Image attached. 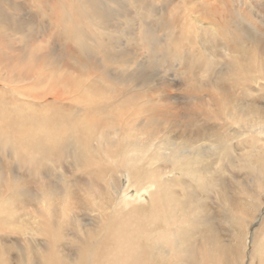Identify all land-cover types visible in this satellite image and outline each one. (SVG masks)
Returning a JSON list of instances; mask_svg holds the SVG:
<instances>
[{
  "label": "bare ground",
  "instance_id": "bare-ground-1",
  "mask_svg": "<svg viewBox=\"0 0 264 264\" xmlns=\"http://www.w3.org/2000/svg\"><path fill=\"white\" fill-rule=\"evenodd\" d=\"M31 2L0 0V63H16L17 69L3 67V71L6 69L9 76L18 77L13 78V86L10 84L14 88L12 91L18 92L16 97L6 92L10 87L5 86L6 90H3L0 84V152L8 151L13 160L29 153L28 159L35 158L34 163L43 172L41 169L52 157H48V149L59 151L75 147L70 157L76 161L75 171L78 170L84 179L78 184L66 185L68 188L52 187L44 180L39 192L29 195L17 188L9 171L0 170V228L6 223L10 209L15 207V200H20L23 205H30L23 213L27 219L31 218L29 233L40 236V239L21 241L5 236L9 234H0V264H264V216L259 217L253 233L248 229L264 199V159L256 166V158H249L253 175L246 182L248 185L238 180L237 190L233 191L236 193L228 195L226 192L230 202L225 196L220 198L223 211L218 212L216 221L209 207L199 209L190 205L195 192L191 193L189 184L188 197L184 201L186 211L193 216L179 214L180 202H172L173 186L178 185H174V178L165 176L181 167L188 158V155L183 157L184 150L177 153L181 143L170 136L178 128L181 129L178 136L188 141L210 137L209 142L214 148L222 146L228 137L236 138L243 133L239 129L241 126L233 132L228 128L226 120H235L238 111L235 113L236 108L225 105L231 91L223 80L230 79L237 86L246 88L249 96L262 95L264 83L255 88L246 81L253 78L264 81V43L259 40L252 47H244L228 70H222V78L207 84L216 94L214 92L208 99L196 95L190 99L194 105L188 112L184 107L179 114L178 108L157 106L152 113L143 114L146 105H137L140 99L129 90L130 82L127 84L118 77L108 78L106 66L76 63L81 72L77 78L74 75L73 78H60V74L57 78L49 73L62 63L57 62L62 54H66L65 59L71 56L67 50L59 48L58 43L60 45L65 38L69 42H79L93 31L102 39L105 32L94 29L105 25L114 14H122L124 4L115 0L117 9L114 10L110 7L114 0H35L38 6L34 9ZM48 30L53 34L49 51H33L30 46L41 48V44L49 41L50 37L45 35ZM61 32L64 39L58 37ZM68 32H75L76 36ZM3 46L17 47L21 54L13 50L5 53ZM16 84H20L19 90H15L20 87ZM29 86H33V92ZM48 94L50 96L46 98ZM247 103L252 105L249 100ZM256 107L261 109L262 115L254 114L256 112L250 115L249 112L241 128L245 132L254 127L252 130L263 133L259 137L264 143V109L263 106ZM252 108L255 107L251 106V112L254 111ZM199 120L213 124L202 122L198 125ZM188 127H194V132L189 130V135L185 133ZM147 132L149 136L145 134ZM158 148L163 150L159 151L157 159L145 155L150 149L157 153ZM123 178L136 188L135 197L123 188ZM179 188L176 190L180 191ZM181 195L179 197H185V194ZM147 200L150 211L145 215L146 219L143 216L146 209L142 214L139 212ZM78 206L89 212L85 214L91 215L89 220L77 215ZM164 212L168 214L166 220L169 222L163 223L162 230L158 229L157 220H163ZM221 222L232 227L228 230L230 240H226L227 243L217 230Z\"/></svg>",
  "mask_w": 264,
  "mask_h": 264
},
{
  "label": "rangeland",
  "instance_id": "rangeland-1",
  "mask_svg": "<svg viewBox=\"0 0 264 264\" xmlns=\"http://www.w3.org/2000/svg\"><path fill=\"white\" fill-rule=\"evenodd\" d=\"M117 1L122 2V5L124 4V12L120 15L114 14L111 19L105 22V25H100L101 27L94 29L96 31L100 30L105 32L106 35L102 37V39L97 35H94V31L90 34L86 31L89 39L84 37L83 40H81L82 42L66 41L67 39H64V36H62L64 33L62 32L60 33L61 35H58V37L64 39L60 45L58 43V47L67 50L71 54V56H69L71 59H69V57H66L67 59H65L66 54H62L63 58L61 57L60 60H57L58 64H60V61H62V63L58 68H55L52 73H49L52 74L53 77H57V75L60 74V78H73V75L74 78H77V76H81V72L79 71V67H76V63H80L84 66L89 65L91 67L95 65L106 66L109 68L107 72L108 78L118 77L121 80H124L127 84L130 82L129 90H133L134 93H136V96L140 99L137 105L141 103L146 105V111L143 114L152 113L154 109L158 108L157 106L164 109L171 108L173 110L177 108L180 110L184 107V111L188 112V108L194 105L190 99L196 95L202 99L206 96V99H208L214 94L215 91H211L208 88V85L213 84V80L216 81L217 79L222 78V72L228 70L231 64L239 57V54L243 52L242 50L244 47H252L253 44H258L259 40L264 43V0ZM31 3L33 8L36 9L38 5L35 0H32ZM110 7L114 10L117 9L115 0L113 4L111 2ZM101 20L102 18L100 21ZM48 32L49 30L46 31L45 35L50 37L49 41L45 42V44H41V48L30 46L33 51L40 52L49 49L53 43V41H51L53 34L51 33L52 31ZM68 33L76 36L75 32ZM2 50L5 53L15 51L21 54L17 47L10 48L3 46ZM73 57L77 58V60L72 61L74 59ZM14 64L16 65V63H7V61L0 63V77L2 75L0 78V84L3 85L1 86L4 88H2L3 90H6L5 86L8 88L10 87L6 91L8 94L18 93L12 91L14 89L12 88V84H14L13 78L18 77L14 74L12 77L11 75L9 76V73L6 70L8 67L12 66L17 69V65L15 66ZM3 67H6L4 71ZM3 77L8 81H5ZM8 77H10V79H8ZM253 79L246 81V84L249 83L248 85L258 88L259 85H263L262 83H264L261 79L255 78V81ZM60 80L61 79H59V81ZM223 82L224 84L226 83L225 85H228L227 89L231 91L225 105L236 108L235 113L238 111L235 120L234 118L226 120L229 130H231L230 132H233L234 129L237 130L239 126H244L245 121L243 120H245L249 112L250 115L254 112H256L254 114L259 113L258 115H262V112L259 111L261 109H256V106H263L264 109V90L260 96H249L246 93V88L237 86L232 80L226 78ZM10 84L12 86H10ZM16 85L20 86V84ZM20 88L21 86L15 90H19ZM25 88L24 90L27 92L28 89ZM30 88V92H33V86ZM64 94L66 95L67 93ZM49 96L50 94H48L46 98H49ZM251 99L255 102L251 101ZM149 100H151V103L148 102ZM248 100L250 103L252 102V105L247 103ZM251 106L255 107L252 108L254 110L253 112L250 111ZM179 114H181V110L179 111ZM113 121L115 122V120ZM202 122L203 121L199 120L196 124L199 125V123L201 124ZM208 124L212 125L213 123H205V125ZM241 127L239 129L240 132L243 133L239 134L236 138L230 139L228 137V140L218 148H214V146L210 144V137L202 139H193V137L192 141H188L186 140L187 138L178 136L180 134L179 132H181L180 128L171 133L170 136L172 137V140L174 139L177 143H181L178 144L180 149L177 150V153L180 154L184 150L186 152L183 154V157L188 155V158H185V162L181 167L165 174L167 178H174V185L177 184L178 188L181 187L179 188L180 191H178V189L176 190L177 187L173 186L172 192V202L178 204L180 202V204H183H179L181 210H179L178 207V213H188V217H191L193 214L189 211L190 205L193 208L195 206L199 209H205L203 207L207 206L209 207L208 209H210L209 211L215 216L214 221H216V218L218 219V214L223 211L220 198L223 199L225 196L228 201L230 198L228 195L236 193L233 191L237 190L235 186H238L239 182H244L243 184L246 185L248 181H250L253 174L251 175L252 171H250L249 168V158L251 160L256 158L254 160L256 166H259L261 159H264V143L260 139L261 137H259L260 135L262 136L263 133L254 129L252 130L254 127L251 128L252 131L247 129L248 131L245 130L244 132ZM189 130L194 132V127L186 128L185 133L188 134L191 132ZM145 134L149 136L150 133L147 132ZM154 138L157 142L158 138L156 134L154 135ZM148 147L150 148L151 145H148ZM74 149L75 147H66L59 151L48 149V157H52L48 160L49 162L45 163L43 166L44 168L41 169L43 172L39 171L38 166L34 163L35 158H30L33 159L31 161L28 159L29 153L22 157L19 155L18 158L13 160L10 158L8 151H5L4 153L0 152V170L2 172L3 170L9 171V174L14 176L17 182V188L24 190L29 195L39 192L40 188H42L40 187V184H42L44 180L46 181V183L44 181L45 184H49L52 187L68 188L66 185H73V183L78 184L84 179V176L78 170L75 171L76 168L74 165L76 164V161L73 160V157H70L73 155V152L75 151ZM162 150L163 149L158 148V152L154 153L153 150L150 149L148 154L145 155L153 156L157 159L159 151L161 152ZM188 150L192 151V153L187 152ZM50 152H54V156L53 153L51 155ZM195 153H199V155ZM250 153L253 154L252 157L249 155ZM77 154L81 155L78 152ZM52 158L57 159H55V161ZM46 161L47 160H45V162ZM54 163L55 165L57 163V165H53ZM48 166H50V169ZM39 172L42 174L40 175ZM249 173L250 177H248ZM197 175L202 177L203 182L201 181L202 179H198L200 176L198 177ZM222 178L225 179L223 180ZM218 179L220 180L218 181ZM229 179L230 182H228ZM221 180H223V182ZM238 180L240 181L238 182ZM234 181L237 183L233 184L232 182ZM122 182L123 188H126L125 191L135 197L137 190L134 185H128L125 178H123ZM198 183L200 184L198 185ZM215 183H217V185ZM223 183L225 184L223 185ZM188 184L192 187V191L190 190L191 193L195 192L192 200L193 203H190V205L188 203V211L190 213L186 211V204L184 201L186 197H188ZM201 185L204 186L201 187ZM194 186L198 188H195ZM198 191L200 193H198ZM202 192L204 193L202 194ZM226 192H228V195ZM181 194H185V197H179L182 196ZM200 200L201 202H199ZM262 201L259 210L255 213L252 222L248 225V229L251 233L257 228L256 224L259 221V217L264 216V199ZM21 204L20 200H15L13 204L15 207L10 209L9 214L5 219L6 223L3 225L2 229L0 228V234H9V236H5L9 238L16 237L21 241L27 239L31 240L33 238L40 239V236H34L28 231L32 224L31 218L29 217L30 219H27L23 213L27 210L26 208L30 207V205H28V203L24 205ZM144 204L145 205L141 207L139 213L142 214L145 209L148 210H145L143 214L147 219V216L145 215H148L150 205H148V200ZM145 206L147 207L144 208ZM86 212L89 213L82 206L77 207V215L82 219L89 220V215H85ZM139 213H135V215ZM90 214L93 216V212H90ZM125 215L131 214L126 213ZM167 215V213H163V220H161L162 218L159 219L160 222L162 221L161 223L157 220L158 225H156L159 227L158 229L163 230L165 227V224L163 223L166 221L169 222V219L166 220ZM16 227H19L18 230ZM168 227L171 228L170 225ZM224 228L225 230H222ZM231 228L230 224H225L223 222L218 225L217 230L220 235L222 234L221 236L223 238H221L225 240L226 243L230 240L228 230H231Z\"/></svg>",
  "mask_w": 264,
  "mask_h": 264
}]
</instances>
